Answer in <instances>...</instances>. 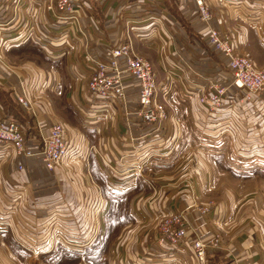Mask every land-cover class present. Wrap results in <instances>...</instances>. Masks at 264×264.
<instances>
[{"label": "crops", "instance_id": "obj_1", "mask_svg": "<svg viewBox=\"0 0 264 264\" xmlns=\"http://www.w3.org/2000/svg\"><path fill=\"white\" fill-rule=\"evenodd\" d=\"M86 1L94 13L93 19L84 16L80 22L86 27L88 40L75 45L66 55L51 59L49 69L45 70L50 72L48 76L32 74L37 68L25 72L24 66L16 62L21 56V43L0 51V92L5 93L0 96V115L18 122L26 138L36 144L48 126L58 121L78 149V155L67 156L52 168L41 165L36 156L22 159L25 165L21 170L15 168L12 157L0 158V223H9V227L0 228V264H92L84 256L83 246L87 228L92 231L94 223L101 230L98 237L104 232L106 201L102 185L126 198V217L114 221L117 228L110 230L108 250L96 257L102 264H120L123 257L129 261L127 264H171V257L177 258L173 260L175 264H196L189 253H172L166 245L154 246L153 251L145 249L146 245L152 246L157 224L166 214L181 216L188 240H216L205 248V264H264V220L251 225L249 221L228 218L229 211L238 212L244 202L232 201L237 192L222 184L225 171L234 180L241 175L229 168V162H224L227 155L234 160H264V90L246 102L240 99L239 90L229 86L226 102L234 105L226 104L216 110L218 115L204 111L196 100L197 93L208 83L228 84L230 80L225 59L216 56L206 42L207 28L231 39L264 71V64L256 62V52L264 56V0H207L212 16L206 23L198 20L194 0ZM125 10L129 12L126 16ZM125 17L129 19V30ZM99 31L105 32L113 45L127 37L132 49L152 63L158 78L169 58L183 64L182 85L174 84L168 90L164 116L154 129L134 114L138 109L137 97L128 78L124 81L125 104L102 112L95 121H84L71 105V99L81 95V81L71 79L70 73L77 78L83 73L84 52L105 53L106 47L97 36ZM58 62L59 69L55 66ZM31 78L36 82L37 114L28 117L18 107L9 86L14 84L17 88L24 81L29 95ZM57 87L61 89L56 93ZM47 88L50 91L43 90ZM188 115L187 119H193L196 127L205 123L204 132L209 139L203 145L208 147L205 151L191 147L184 152L179 150L183 117ZM177 152L180 153L174 161L176 168L166 176L169 180H163L160 173H152L155 162H169ZM101 157L118 165L132 163L141 171L133 176L112 177L103 170ZM177 169L181 170L178 175ZM98 178H103V184ZM100 205L101 211L93 215ZM203 208L213 217L202 212ZM68 211L72 213L67 215ZM52 212L57 224L49 222ZM141 213L145 216L142 219ZM63 215L72 219L69 223L73 229L74 215L88 223L81 231L78 251L54 247L56 241L64 242L62 239L51 242L49 227L54 223L61 233ZM23 223H29L28 227ZM37 239L45 244H33ZM161 250L165 253L161 254Z\"/></svg>", "mask_w": 264, "mask_h": 264}, {"label": "built area", "instance_id": "obj_2", "mask_svg": "<svg viewBox=\"0 0 264 264\" xmlns=\"http://www.w3.org/2000/svg\"><path fill=\"white\" fill-rule=\"evenodd\" d=\"M194 3L198 20L206 23L212 16L207 0H194ZM128 13L125 10L123 15ZM84 16L94 18L86 0H0V51L29 39L39 45L49 58L64 56L75 45L84 44L88 40L86 27L80 24ZM125 20L127 26L128 17ZM127 29L129 30L128 26ZM97 36L106 47L105 53L84 52L81 58L83 73L78 78L70 73L71 79L81 81V95L71 99V105L83 116L84 121H95L102 112H110L125 104L124 81L128 78L134 85L137 97L138 109L134 114L154 129L153 126L164 116L166 94L172 81L180 78L181 63L169 58L163 67L162 77L158 78L152 63L132 49L127 37L124 42L113 45L105 32L99 31ZM92 42L94 43L93 39ZM206 42L216 56L225 59L230 80L228 84L209 83L197 93V103L204 111H214L218 115L216 110L229 103L226 102L229 86L240 91V99L243 101H248L255 93L264 90V71L254 64L247 53L238 50L231 39L214 28H207ZM31 80L33 84L34 79ZM34 85L33 95L32 91L27 94L24 81H20L17 88L14 84L9 86L18 107L28 117L37 114ZM40 87L45 86L41 84ZM67 134L63 124L55 121L48 126L39 144H36L26 138L18 122L0 115V158L12 157L15 168L21 170L25 165L22 159L36 156L41 165L52 168L63 158L78 155V149L70 144ZM100 159L104 163L103 170L112 177L133 176L140 172V168L132 163L124 166L113 160L105 162L102 157ZM101 209L100 205L93 214ZM201 211L205 213L207 209L203 208ZM63 217V230L59 228L61 233L56 230L50 234L51 242L57 239L67 242L66 235L70 233L68 230L71 226L69 221L72 219H67V215ZM97 229L98 226L94 223L89 239ZM71 231L74 239L80 241L82 230L71 228ZM185 232L184 221L179 214L163 215L157 224L152 246L148 249L166 245L171 248L172 253L187 252L196 264H205V248L212 246L216 240L207 243L198 238L188 240ZM41 244L45 243L35 245Z\"/></svg>", "mask_w": 264, "mask_h": 264}, {"label": "rangeland", "instance_id": "obj_3", "mask_svg": "<svg viewBox=\"0 0 264 264\" xmlns=\"http://www.w3.org/2000/svg\"><path fill=\"white\" fill-rule=\"evenodd\" d=\"M19 52L21 53V56L19 58L17 57L18 59L16 60V62L18 61L19 63H21L24 66L25 72L30 73L32 71L31 69L37 68L34 70V72L32 74H34V75L38 74V76H42V75L48 76V74L50 72L45 71V70L49 69L47 67L51 64V62L48 61L47 58H45L43 53L38 48H36L35 46H32V45H27V46L21 48ZM256 57H257L256 58L257 64H260V63L264 64V56L261 52H256ZM25 66H31V67L25 68ZM55 66L59 69V62H58V64H55ZM156 69H157V67H156ZM179 69L183 70V64H179ZM29 70H31V71L29 72ZM185 70L189 72L188 69H185ZM154 71H155V69H154ZM155 73H156V71H155ZM156 76H157V73H156ZM181 80L182 79L178 78L177 80L172 81L170 88L173 87L174 84H179L181 86L182 85ZM210 83H212V82H210ZM33 85L34 84H32V81H30L28 83V87L30 88V91H33V88H34ZM208 85H209V83L207 84V86ZM49 88H50V86H49ZM49 88L43 89V90L44 91H46V90L50 91ZM170 88H169V90H172V88L171 89ZM59 89H61V88L57 87L55 89L56 93L58 91H60ZM64 89L66 90V88H64ZM56 93L54 92L53 95L55 94V96H57ZM227 105L229 107H233L234 104L232 102H229ZM185 117H183V130H182V134H181L182 135L181 146H179V150L184 152V150L190 149V147H191V148H194L196 151H197V149H203L205 151L206 149H208V147L205 148L203 145H205V143H208L207 141H209L208 137L205 136V132H204L205 123L203 122L201 124V122H200L199 126L196 127L194 125L195 121H193V119H192V121H191V119H187L190 117L189 115L185 116ZM68 138H70V137H68ZM70 144H72V142ZM179 153L180 152H177V154H173L172 157H170V159H168L169 162L167 161L165 163L163 160H160V163L155 162L154 163L155 165H154L153 169L151 170L152 173H160L163 176L162 177L163 180H169V178L166 176H169L168 174L176 168L174 161H175V158H177V155ZM227 156H228L227 157L228 160L224 161V162L225 163L229 162L228 164L236 167V168H231V166L229 165V168L231 170L233 169L232 171L237 172L238 174L240 173L241 175L237 178V180L236 179L234 180L233 179L234 177H232L229 173H227L225 170L222 169L223 171H225V176H226L225 177L226 179L225 178L222 179V184H224V185L228 184L229 185L228 187H230L232 191L237 192V194H234L231 197L232 201L235 202L236 200L240 199L241 200L240 202H242V201L244 202V205H241L242 209H240L238 212L235 213V212H232L230 210L228 213V218H233L235 220L238 219V220H240V222L243 220L246 222L249 221V222H252L251 225H253V224L258 225L259 222L257 220H264V173L262 172V171H264V160H262L260 163H258V162H253L250 160L249 161L248 160H244V161L234 160L232 155H230V156L227 155ZM170 161H172V162H170ZM237 168H239V169H237ZM179 171H181V170L177 169L175 174L176 175L180 174ZM152 173L150 176H152ZM136 174H138V173H136ZM229 177H232V179H230ZM206 184H207V182H206ZM101 191H103L102 195L104 196L105 201H106L105 210H103V211L106 212L107 216L109 217L108 220L104 222V227H105L104 231H107V236L104 237L103 246H101V250L106 251V250H108L109 238H110V235L112 233L110 230L117 228V227H114V223L111 221L112 220L114 221V219L119 217V216L126 217V200H125L126 198H125V196H122V198H121V196H119V197L117 196L116 201H114V199L112 197H110V194L108 193L109 191L107 190V188L105 186L103 188L101 187ZM197 197L198 198L201 197L200 194H197ZM71 213H72V211H68L67 215H69ZM206 213H208V212H206ZM63 214H65V213H63ZM142 215L143 214L141 213V216H139L140 219L145 217ZM49 216L51 218V220L49 222H53L55 220L54 218L56 217V215H53V212H52V214H49ZM212 217L213 216L210 213V218H212ZM73 219L75 220L74 221L75 224H72V226H76V228H77L76 231L83 230L82 229L83 227H86V226L88 227V223H86V221H82L81 219L78 220L76 215H74ZM54 222L56 223V221H54ZM17 223H19V221L16 222V224ZM23 225L25 227H28L29 223H23ZM5 226L9 227V223L4 224V223H2V220H1L0 228H3ZM55 227H56V225L54 223L50 225V227H49L50 234L53 232L55 233V231L58 230ZM98 229H99V227H98ZM258 230H259V227H258ZM99 231H100L99 232V234H100L101 230L99 229ZM97 232H98V230H97ZM103 234H104V232H103ZM26 238H28V237H26ZM40 242L41 241L39 239H37V240L33 241V244H39ZM22 244H24V243H22ZM145 247H146L145 249H148L147 245ZM166 247H168V246H166ZM144 250H142V252H144ZM150 250H152V249H150ZM160 253L164 254L165 252H163L161 250ZM157 254H159V253L157 252ZM123 258L124 259H122L120 264L129 263V261L125 257H123ZM164 258H165V256H164ZM168 259L172 260L171 264H175V262L173 260H175L177 258L171 257ZM101 262H103V261L101 259H98V261L96 263H92V264H102ZM157 264H170V263H157Z\"/></svg>", "mask_w": 264, "mask_h": 264}, {"label": "trees", "instance_id": "obj_4", "mask_svg": "<svg viewBox=\"0 0 264 264\" xmlns=\"http://www.w3.org/2000/svg\"><path fill=\"white\" fill-rule=\"evenodd\" d=\"M27 45L35 46L36 48H38L43 53L42 49L40 47H38L34 42H32L29 39H27L24 42H22L20 45H18V47H20V46L21 47H25ZM43 55L45 56V58H47L48 61L52 62V60H51L52 58L47 57L44 53H43ZM0 96H2V97L5 96V93L4 92H0ZM98 182L100 184H103V178L102 179L101 178H98ZM101 187L103 188L104 186L102 185ZM102 193H103V191H102ZM108 193L110 194V197H112L114 199V201H116V198H117L118 195H115L112 192H108ZM108 218L109 217L107 216V214L105 212V219H106V221L108 220ZM117 218L124 219L125 217L124 216H122V217L119 216ZM117 218L114 219L115 222H116ZM114 221L112 220L111 222L114 223ZM116 225H118V224H116ZM115 227H117V226H115ZM84 229L85 228H83V230ZM65 230L66 229H64V232L67 234V232ZM90 231H91V228L90 227L87 228L88 237L86 238V243L83 246L84 247L83 248V253H84V256L86 257L87 260H89L92 263H96L98 261V258H96V257L101 252H103L101 250V246H103V240H104V237L107 236V231H104V234L101 235L100 237H98L99 236V232H96L89 239V234H90L89 232ZM66 236H67V242L56 241V243L54 244L55 245L54 247L60 246L59 248H63V249H67V250H76V251H78V247H79L78 245H80L82 242L74 239V236L71 233V226H70V233L67 234ZM41 250H44V249H41ZM70 261H74V258H71Z\"/></svg>", "mask_w": 264, "mask_h": 264}]
</instances>
